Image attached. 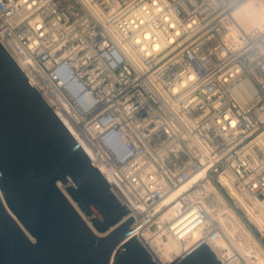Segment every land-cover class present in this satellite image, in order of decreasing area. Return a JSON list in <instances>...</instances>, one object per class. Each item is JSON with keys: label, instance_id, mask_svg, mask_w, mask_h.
Returning <instances> with one entry per match:
<instances>
[{"label": "built area", "instance_id": "2783aa9c", "mask_svg": "<svg viewBox=\"0 0 264 264\" xmlns=\"http://www.w3.org/2000/svg\"><path fill=\"white\" fill-rule=\"evenodd\" d=\"M237 2L0 0L1 44L135 217L149 253L146 228L181 240L200 231L166 264L222 233L203 179L226 199L220 176L264 203V27L225 38ZM200 169L207 176L162 203Z\"/></svg>", "mask_w": 264, "mask_h": 264}, {"label": "water", "instance_id": "95a60500", "mask_svg": "<svg viewBox=\"0 0 264 264\" xmlns=\"http://www.w3.org/2000/svg\"><path fill=\"white\" fill-rule=\"evenodd\" d=\"M137 220L0 42V264H158ZM207 242L172 264H218Z\"/></svg>", "mask_w": 264, "mask_h": 264}, {"label": "bare ground", "instance_id": "6f19581e", "mask_svg": "<svg viewBox=\"0 0 264 264\" xmlns=\"http://www.w3.org/2000/svg\"><path fill=\"white\" fill-rule=\"evenodd\" d=\"M231 15L234 24L230 26L225 34V38L230 37L232 30L235 27L248 31L253 27H264V0H238L232 7ZM149 31H145L147 35ZM143 44V48L151 49ZM162 41L152 44V47H159ZM128 48V47H127ZM129 49V48H128ZM130 50V49H129ZM131 56L140 61V58L131 52ZM66 124V122L64 121ZM256 142L264 147V132L258 134L255 138ZM81 143V141L79 140ZM84 148V145L81 143ZM207 176L205 169H200L188 181L172 189L164 196L163 204L174 199L179 193L188 189L193 182ZM220 180L227 187L228 193L232 199L237 200V205L244 208L251 222L264 233V203L260 199H252L248 201L241 193H239L229 181L223 176ZM203 184L209 195V202L206 204L207 210L211 218L217 221L222 233L220 236L209 241L210 245L215 250L216 254L222 260L221 264H264V255L257 247V241L253 235L245 227L237 213L228 205V200L217 190L215 185L206 179H203ZM177 207L164 209L162 218L168 217L170 212L176 211ZM145 240L148 243L150 252L155 259L166 264L179 255L183 249H187L200 237L198 229L193 230L184 239H176L172 236H157L153 235L147 228L144 229ZM145 242V241H144ZM259 246V245H258Z\"/></svg>", "mask_w": 264, "mask_h": 264}, {"label": "rangeland", "instance_id": "374dc122", "mask_svg": "<svg viewBox=\"0 0 264 264\" xmlns=\"http://www.w3.org/2000/svg\"><path fill=\"white\" fill-rule=\"evenodd\" d=\"M230 197V196H229ZM228 205L237 213L240 220L244 223L245 227L248 229V231L253 235V237L257 241V247L261 251V253L264 255V234L258 231L257 226H255L251 220L249 219L247 212L244 208H240L237 205V200L232 199L231 197L227 199ZM259 245V246H258ZM252 264H255L254 262Z\"/></svg>", "mask_w": 264, "mask_h": 264}]
</instances>
